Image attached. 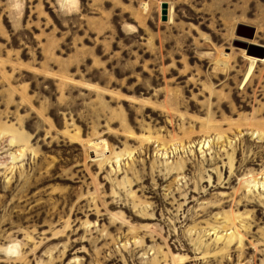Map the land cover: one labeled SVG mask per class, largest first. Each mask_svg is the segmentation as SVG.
<instances>
[{
	"label": "rangeland",
	"instance_id": "1",
	"mask_svg": "<svg viewBox=\"0 0 264 264\" xmlns=\"http://www.w3.org/2000/svg\"><path fill=\"white\" fill-rule=\"evenodd\" d=\"M242 25L264 0H0V264H264Z\"/></svg>",
	"mask_w": 264,
	"mask_h": 264
},
{
	"label": "water",
	"instance_id": "2",
	"mask_svg": "<svg viewBox=\"0 0 264 264\" xmlns=\"http://www.w3.org/2000/svg\"><path fill=\"white\" fill-rule=\"evenodd\" d=\"M161 19L162 21L166 22L168 21V15H169V4L164 2L161 5ZM243 31L247 33H243ZM239 37L246 38L247 40H250L251 42H244V41H239L237 43V46L239 48L246 49L248 54H251V51L253 49H261L262 50V58H264V47H261L260 45H257L256 43H253V40L255 39L256 36V29L250 26L242 25L239 28L238 33L236 34Z\"/></svg>",
	"mask_w": 264,
	"mask_h": 264
}]
</instances>
